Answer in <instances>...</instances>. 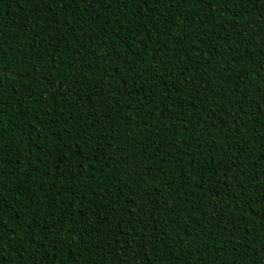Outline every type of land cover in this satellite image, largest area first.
Wrapping results in <instances>:
<instances>
[{"label": "trees", "instance_id": "1", "mask_svg": "<svg viewBox=\"0 0 264 264\" xmlns=\"http://www.w3.org/2000/svg\"><path fill=\"white\" fill-rule=\"evenodd\" d=\"M0 264H264V0H0Z\"/></svg>", "mask_w": 264, "mask_h": 264}]
</instances>
